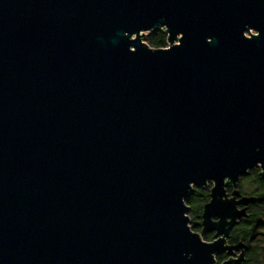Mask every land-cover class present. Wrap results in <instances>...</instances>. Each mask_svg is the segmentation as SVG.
Returning <instances> with one entry per match:
<instances>
[{
    "label": "water",
    "instance_id": "water-1",
    "mask_svg": "<svg viewBox=\"0 0 264 264\" xmlns=\"http://www.w3.org/2000/svg\"><path fill=\"white\" fill-rule=\"evenodd\" d=\"M260 163L264 0H0V264H216Z\"/></svg>",
    "mask_w": 264,
    "mask_h": 264
},
{
    "label": "flooded vegetation",
    "instance_id": "flooded-vegetation-1",
    "mask_svg": "<svg viewBox=\"0 0 264 264\" xmlns=\"http://www.w3.org/2000/svg\"><path fill=\"white\" fill-rule=\"evenodd\" d=\"M215 185V181H209L206 186L193 188L196 210L191 215V226L208 243H215L224 237V235L217 236V229L204 231L205 206L213 200L212 193ZM224 192V200H234L236 210L243 212V216L238 218L237 223L230 228L229 235L223 244L225 247H239L233 250L226 248L217 253L216 264L241 258V264H264V165L258 164L236 182H230L227 179ZM231 219L227 218L228 221ZM212 221L218 222L219 218L213 217Z\"/></svg>",
    "mask_w": 264,
    "mask_h": 264
},
{
    "label": "trees",
    "instance_id": "trees-1",
    "mask_svg": "<svg viewBox=\"0 0 264 264\" xmlns=\"http://www.w3.org/2000/svg\"><path fill=\"white\" fill-rule=\"evenodd\" d=\"M146 41L150 44V46L154 48H163L168 46V35L165 31H152L147 33ZM186 202L191 206L190 214H194L196 210V198L193 192V189L190 191L188 196L186 197Z\"/></svg>",
    "mask_w": 264,
    "mask_h": 264
},
{
    "label": "rangeland",
    "instance_id": "rangeland-1",
    "mask_svg": "<svg viewBox=\"0 0 264 264\" xmlns=\"http://www.w3.org/2000/svg\"><path fill=\"white\" fill-rule=\"evenodd\" d=\"M148 33V32H147ZM146 39V38H145ZM168 46H169V43H168ZM189 205V204H188ZM189 207H191L190 205H189ZM190 211H191V208H190V210H189V215H190V217H191V224H192V216H191V214H190Z\"/></svg>",
    "mask_w": 264,
    "mask_h": 264
}]
</instances>
